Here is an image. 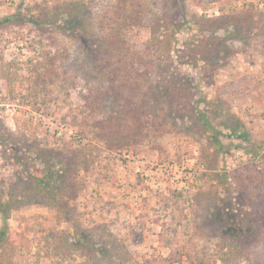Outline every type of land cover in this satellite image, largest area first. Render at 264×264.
<instances>
[{
    "label": "rangeland",
    "instance_id": "374dc122",
    "mask_svg": "<svg viewBox=\"0 0 264 264\" xmlns=\"http://www.w3.org/2000/svg\"><path fill=\"white\" fill-rule=\"evenodd\" d=\"M68 1L0 0V18ZM83 2L75 13L91 42L23 21L0 27V191L19 181V193L26 173L40 174L39 144L78 223L127 240L115 250L95 232L106 252L91 261L54 251L41 237L70 224L32 197L7 221L19 246L11 264H264V0ZM203 18L224 28L201 31ZM105 36L109 46L97 48ZM201 42L221 48L202 55ZM178 82L181 95L153 98ZM116 110L121 128L108 125ZM195 110L220 130L222 147ZM120 129L129 141L117 149ZM63 180L71 199L59 193Z\"/></svg>",
    "mask_w": 264,
    "mask_h": 264
},
{
    "label": "trees",
    "instance_id": "16d2710c",
    "mask_svg": "<svg viewBox=\"0 0 264 264\" xmlns=\"http://www.w3.org/2000/svg\"><path fill=\"white\" fill-rule=\"evenodd\" d=\"M83 3V0H71L63 4H57L53 7L37 6L38 9L34 14L32 12H28V14H21L20 9H18L15 13L0 18V27L6 24L23 21L42 30H46L47 28H49L71 38L81 39L84 41L87 40L91 42V40H88L87 38L89 36L88 31L90 29L89 23L86 20L79 18L78 14L75 13V9L80 8ZM197 25L199 27V30L201 31L224 28L223 23H221L218 18H203L197 21ZM151 29L152 32L155 33L156 31L160 30V26L157 24L152 25ZM151 36L152 40H156V42L163 40L162 35L160 37L155 34ZM93 42L97 44V48H103L109 46L110 39L108 36H105L93 39ZM202 42L197 44L196 46L198 49H200L198 51L202 55H207V53L211 55L215 51H219V49L221 48V45L217 43H215V47H212L211 49L204 48ZM158 46L160 47L159 44L156 45V47ZM85 52L88 54L87 56L90 59H93V54H90V47L85 46ZM46 53H48V51ZM183 90L184 84L181 82L171 85L168 84V86H166L165 84L164 87L162 85H158V88L156 89L157 92H155L153 89V91L157 94L154 95L153 98L156 100L159 99V96L172 98L173 93L174 95H178L179 93L181 95V93H183ZM117 112L118 110L111 113L107 121L108 125L121 128L124 119L118 117ZM194 112L196 122L208 134L209 140L213 143V145L222 147V142L219 140V135L221 133L220 130H218V128H216L212 124V122H210L208 117L204 115L200 110H195ZM117 132L119 133L114 134H118L119 138L122 140L114 146L118 149L121 147V145H128L127 141L129 140L128 138L126 139L128 135H122V133H120L121 129ZM235 132V130H232V133ZM6 135L10 136L9 133ZM110 136L111 135L107 136L108 138H105L106 143H109ZM240 137H242L243 139H247L248 134L243 131V133L240 134ZM4 141L5 139L0 136V145H5ZM37 146V151H39V153L36 154V157L40 160L43 166L40 174L26 173L25 179L22 180L23 186L21 188V192L19 193L16 192V186L19 181L15 182L11 190H9V192L6 194V197H3V191H0V264H11L13 255L19 248V246L14 243L12 235L8 231L7 221L11 215V212L19 209L25 203L35 202L34 200H32V197H39V199H41L40 203L51 205L52 207H54L58 215L60 214L62 218L70 224V231L53 230L45 236L41 237L45 245H47L48 247H52L53 245L52 248L54 249V251H63L64 253H68L71 250H79L83 256H86L87 261L93 260L96 254L102 256L103 253L106 252V247L100 246V248H95L96 243L93 242L95 232L97 231H102L111 239L112 243H116L115 246L112 247L115 250L124 248L126 242L125 240L127 239H123L122 243L118 244V240H116L114 235L111 232L102 229L100 225H97L93 228H84L78 223V221L74 217L73 208L69 204L68 200L62 198V196H60L61 199H59L57 197L58 193L55 192V187L52 186L54 173L52 164L50 162L51 158L46 156L45 150L41 148L39 144ZM12 159L16 163L22 165V158L15 155V152L14 156L12 154ZM58 189L60 194L69 196V199L73 198V185L66 180H63L62 185ZM26 198L27 200H25ZM133 233V230H130L129 234ZM246 235L247 232L245 231L240 232L239 234L242 240H244ZM222 259V261H224V258ZM91 264L96 263L93 261Z\"/></svg>",
    "mask_w": 264,
    "mask_h": 264
}]
</instances>
